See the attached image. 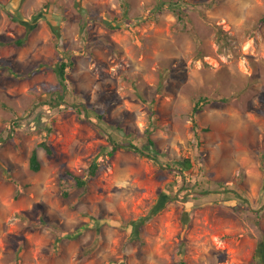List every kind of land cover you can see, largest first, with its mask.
Returning <instances> with one entry per match:
<instances>
[{
	"label": "rangeland",
	"instance_id": "obj_1",
	"mask_svg": "<svg viewBox=\"0 0 264 264\" xmlns=\"http://www.w3.org/2000/svg\"><path fill=\"white\" fill-rule=\"evenodd\" d=\"M78 1L0 0V41L22 39L0 44V264H251L264 242V0H170L183 19L167 0ZM149 129L157 162L107 154ZM90 158L97 173L79 187L65 170L86 176Z\"/></svg>",
	"mask_w": 264,
	"mask_h": 264
},
{
	"label": "trees",
	"instance_id": "obj_2",
	"mask_svg": "<svg viewBox=\"0 0 264 264\" xmlns=\"http://www.w3.org/2000/svg\"><path fill=\"white\" fill-rule=\"evenodd\" d=\"M167 1H169V4L167 5V7L171 8V6H173L176 9L177 17L180 19H183L182 16L184 14V10H183L181 2L179 1V2L175 3V2H171L170 0H167ZM76 2H79V1L76 0ZM163 2H166V1H163ZM213 3H214V1H211L209 4L212 5ZM124 4L127 5V2H125ZM161 4H159L158 6H160ZM44 5H45V9H47L49 7V3H45ZM163 7L164 6H162V5L160 6V8H163ZM150 12L153 13L152 10ZM102 18H103V20H105L104 17H102ZM260 21H264V15L260 19ZM25 24L27 25L28 30L33 28V25L30 22L26 21ZM114 27H116V26H114ZM11 43H13V44L15 43L16 45H20V44H22V39L18 38V39H10V40H5V41H0V44H11ZM72 63L73 62L70 58H66V59L58 60L57 63H55V65L53 66L54 73L56 74V76L58 78L59 85H60L59 89H57V94L60 98L63 97V90L65 89V79H66V74H67L66 68L70 67L72 65ZM222 100L228 101L229 98L228 97H222ZM198 102H199V100H196L194 105L192 106V109H191V117H192V122H193L192 126H193L194 131H197V130L199 131L198 122L195 119L196 114L200 110L198 107ZM56 106L57 105H55L54 107H56ZM77 108H78L77 110H79V111L81 110L79 107H77ZM11 128L15 131L13 126H11ZM117 128L120 129L119 126H117ZM151 132H152V129L146 130V133H145L146 134V142L143 143V146H136L130 142L129 143L128 142L127 143H117L114 141L109 142L111 147L107 151V154L109 156H111L117 148H125L127 150H131L133 152H136L141 156H146L149 159H151V161L157 162L159 151L155 145L154 140L150 136ZM39 143H40V146H42L48 154H52V148H51L49 143H47L45 140H40ZM176 164L178 167H181V169L182 168L188 169L191 166V162L188 158H184V160H182V161H177ZM29 167L34 171H37L40 168V162H39V159L37 157V152L35 149H32V151L29 155ZM98 167H99V163H98L97 159L96 158H90L89 163L87 165V175L86 176L75 174V173L71 172L70 170H65V172L68 175L72 176L73 182L75 185H77L79 187H86L87 186V179L91 176H94L97 173ZM61 180L67 181V179L65 177H62ZM182 181H184V180H182ZM62 183H64V182H62ZM67 189L68 188H66L65 190L62 191L63 194H67ZM169 199H171V197L168 194L167 195L160 194L158 202L153 207H151L147 216L153 215L156 211H158L159 209L164 207L166 202ZM139 231H140V228L137 226V224H134L132 226V232H131L132 238L139 239L140 238L139 237ZM76 234L77 233H74L73 235L69 234L67 236L68 237H74V236H76ZM180 242H181V244H183L182 237H180ZM20 248H22V247H20ZM19 249L17 251H19ZM15 264H18V263H15ZM251 264H264V242L259 243V245L256 247Z\"/></svg>",
	"mask_w": 264,
	"mask_h": 264
}]
</instances>
